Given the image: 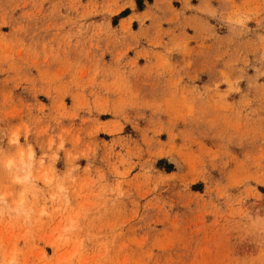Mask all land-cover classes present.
<instances>
[{
	"label": "rangeland",
	"instance_id": "1",
	"mask_svg": "<svg viewBox=\"0 0 264 264\" xmlns=\"http://www.w3.org/2000/svg\"><path fill=\"white\" fill-rule=\"evenodd\" d=\"M0 264H264V0H0Z\"/></svg>",
	"mask_w": 264,
	"mask_h": 264
}]
</instances>
